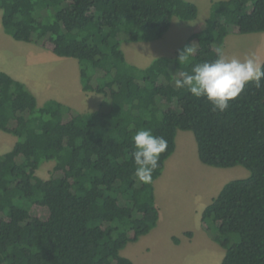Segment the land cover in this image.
Segmentation results:
<instances>
[{
	"label": "trees",
	"instance_id": "1",
	"mask_svg": "<svg viewBox=\"0 0 264 264\" xmlns=\"http://www.w3.org/2000/svg\"><path fill=\"white\" fill-rule=\"evenodd\" d=\"M0 9L8 34L78 59L83 89L105 97L86 112L54 98L40 105L0 70V130L18 137L0 155V264H135L122 251L159 222L155 181L181 130L194 133L203 163L250 170L224 185L201 220L226 250L221 264H264V88L247 85L221 113L174 84L215 59L232 32H264V0L215 1L187 61L162 55L147 67L127 60L123 41L162 38L175 18L198 17L195 2L0 0ZM139 129L168 141L148 184L131 156ZM46 161L55 162L49 178L38 175Z\"/></svg>",
	"mask_w": 264,
	"mask_h": 264
},
{
	"label": "rangeland",
	"instance_id": "2",
	"mask_svg": "<svg viewBox=\"0 0 264 264\" xmlns=\"http://www.w3.org/2000/svg\"><path fill=\"white\" fill-rule=\"evenodd\" d=\"M191 1L199 7V15L195 20L185 22L175 18L174 25L172 23L170 30L160 39L124 40L122 48L127 60L139 67H147L159 56L174 57L191 46L190 36L204 31L212 5L217 0ZM256 34L232 32L220 49L228 58L244 59L256 53L257 46L264 44V37H257ZM1 44L6 45L0 39ZM28 44L29 54H21L22 63L15 65V69L27 76L32 89L38 94L40 105L47 99L54 98L61 99L64 104L83 112L100 108L105 97L83 89L78 59L62 57L37 44ZM10 49L2 48L6 54ZM181 134L186 135L183 146H180L183 139L181 137L176 154L165 164L158 181V228H154L150 235L141 237L138 242L128 243L122 251V254L135 264H221L225 255V248L202 227L200 215L226 183L248 177L251 172L240 165L221 168L203 163L199 157L194 133L182 131ZM17 140V136L0 130V155L10 151ZM54 165V161L42 163L38 175L49 178ZM188 232H191L192 236ZM233 238L234 244L240 240V235L234 234ZM179 240L181 243H178Z\"/></svg>",
	"mask_w": 264,
	"mask_h": 264
},
{
	"label": "clouds",
	"instance_id": "3",
	"mask_svg": "<svg viewBox=\"0 0 264 264\" xmlns=\"http://www.w3.org/2000/svg\"><path fill=\"white\" fill-rule=\"evenodd\" d=\"M194 52L192 46L179 53L184 62ZM215 59L205 60L192 67L191 73L181 72L174 84L187 88L196 98H206L213 111L224 112L247 85L264 88V64L255 54L244 59L228 58L222 49H216ZM131 156L135 164V178L144 184L151 183L153 173L160 167V157L168 148V141L154 135L150 129H139L132 136Z\"/></svg>",
	"mask_w": 264,
	"mask_h": 264
},
{
	"label": "crops",
	"instance_id": "4",
	"mask_svg": "<svg viewBox=\"0 0 264 264\" xmlns=\"http://www.w3.org/2000/svg\"><path fill=\"white\" fill-rule=\"evenodd\" d=\"M177 19V18H176ZM175 22H173L174 25ZM250 34H254V33H250ZM256 35H258L257 37H264V32H259ZM252 37V36H251ZM0 39L6 44V45H0V70L5 71L7 73H9L10 75H12L14 78L23 81L24 83L27 84V86L33 91V93H35V95L37 96L38 94H36V91L34 89H32L31 84L27 78V76H23L22 74L17 72V69H15V65H20L19 63H22V58H21V54H29V44L31 42H26V41H19V40H15V38H13V36H11L10 34H8L3 27L2 24V13L0 14ZM261 40V39H260ZM35 44V43H32ZM36 45V44H35ZM38 46V45H37ZM2 48H11L9 53H5ZM24 48H27L24 49ZM257 52L254 53L255 56H257L259 58V60H261L260 62L263 63L264 62V50L260 49V48H264V44H261L260 46H257ZM7 55V56H6ZM168 55V54H167ZM21 58V60H20ZM263 58V59H261ZM28 80V81H27ZM38 97V96H37ZM38 100L40 101V99L38 98ZM48 100V99H47ZM61 102H63L61 99H57ZM182 130L179 131L178 135H177V148L174 154H176L179 144L181 142V137H183L182 139V143L180 144V146H183V142H184V136H186L185 134H181ZM173 154V155H174ZM172 155V156H173ZM169 158L168 160L172 159ZM168 160L166 161V163H168ZM246 178V177H244ZM159 178L155 181V190L157 191V186L159 184ZM157 194V192H156ZM156 202H157V195H156ZM211 203V202H210ZM204 210V209H203ZM202 210V212H203ZM202 212L200 217H202ZM160 219V218H159ZM160 221V220H159ZM158 225V224H157ZM201 225H202V220H201ZM161 226V224L159 225ZM203 227V226H202ZM156 228V227H155ZM158 228V227H157ZM156 228V229H157ZM156 229L154 231H156ZM150 233H153V231H151ZM149 233V235H150ZM148 235V234H147ZM188 237V236H187ZM190 239H192V237H188ZM139 241V240H138ZM137 241V242H138ZM178 243H181V240H179Z\"/></svg>",
	"mask_w": 264,
	"mask_h": 264
}]
</instances>
